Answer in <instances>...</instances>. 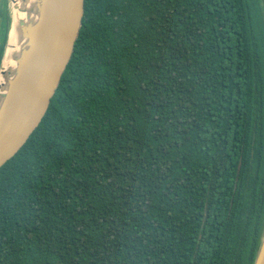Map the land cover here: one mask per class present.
I'll use <instances>...</instances> for the list:
<instances>
[{
	"label": "trees",
	"instance_id": "obj_1",
	"mask_svg": "<svg viewBox=\"0 0 264 264\" xmlns=\"http://www.w3.org/2000/svg\"><path fill=\"white\" fill-rule=\"evenodd\" d=\"M263 234L264 0H85L0 166V264H254Z\"/></svg>",
	"mask_w": 264,
	"mask_h": 264
},
{
	"label": "water",
	"instance_id": "obj_2",
	"mask_svg": "<svg viewBox=\"0 0 264 264\" xmlns=\"http://www.w3.org/2000/svg\"><path fill=\"white\" fill-rule=\"evenodd\" d=\"M9 31L0 65V166L26 142L46 113L79 38L85 0H8ZM14 11L19 16L14 18ZM11 29L13 65L4 68ZM254 264H264V234Z\"/></svg>",
	"mask_w": 264,
	"mask_h": 264
},
{
	"label": "bare ground",
	"instance_id": "obj_3",
	"mask_svg": "<svg viewBox=\"0 0 264 264\" xmlns=\"http://www.w3.org/2000/svg\"><path fill=\"white\" fill-rule=\"evenodd\" d=\"M13 14H14L15 20L18 17H21L22 16V14L19 16L18 11H14ZM15 46H16L15 34H14V30L11 29V31H10V37H9V42H8V47H7V53L5 55L4 62H3L4 63V68L6 70L13 65L12 55H13V52L15 50ZM4 82H5V76L0 73V91H1V89L3 87V85H4Z\"/></svg>",
	"mask_w": 264,
	"mask_h": 264
},
{
	"label": "rangeland",
	"instance_id": "obj_4",
	"mask_svg": "<svg viewBox=\"0 0 264 264\" xmlns=\"http://www.w3.org/2000/svg\"><path fill=\"white\" fill-rule=\"evenodd\" d=\"M3 2H4V0H0V9H1L2 5H3ZM7 2H8V0H7ZM0 17H1V12H0Z\"/></svg>",
	"mask_w": 264,
	"mask_h": 264
}]
</instances>
